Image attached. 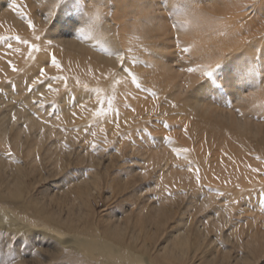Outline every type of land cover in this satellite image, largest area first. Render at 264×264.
Returning a JSON list of instances; mask_svg holds the SVG:
<instances>
[{"label":"bare ground","instance_id":"6f19581e","mask_svg":"<svg viewBox=\"0 0 264 264\" xmlns=\"http://www.w3.org/2000/svg\"><path fill=\"white\" fill-rule=\"evenodd\" d=\"M54 2L0 0V37H7L0 40L2 264H14L15 255L19 253L17 248L34 250L37 244H40V250L45 244L52 246L55 250L54 258L68 259L63 264H262L264 27L257 34L250 32L249 25L258 20L250 16V12L254 11L255 14L258 6L263 9L264 0H259V5L250 4L247 10L243 6L249 0H77V13L71 7L62 6L53 10ZM13 4L31 20H34V12L31 10L39 8L46 16V23L53 24L51 30L65 28L71 16L73 22L91 26L98 35L103 36L109 51H121V48H117L118 42L122 45L120 47L126 49L133 44V54L140 61L133 70L139 74L141 81L157 82L158 87L161 86L165 103L168 104L164 113L171 111L182 115L179 114L181 109L183 114L198 122L192 136L204 132L203 135L209 139H223L218 142L221 149L229 143H233L235 148H230L227 157L218 153L211 158L200 146L194 148L188 143L185 146L180 144L184 140L179 139H184V136L180 138L178 135L163 147L150 145L152 153L148 160H139L136 173L143 179L149 173H154V186L151 188L154 189V195H145L143 189L136 191L135 186L131 187L132 194L129 196L144 197L145 204L137 210V215L129 216L126 220L111 214L107 223L103 224L104 230L93 227L89 222L81 224L90 214L89 199L96 194L90 189L86 191L83 186L90 184L96 174L93 178L87 174L77 184L75 193H67L58 188L51 190L50 186L47 188L51 191L40 195L32 193L39 182L64 170L65 159H61L57 153L67 150L64 147L66 139L72 142L82 139L86 143L85 153L93 139L95 142L99 138L104 140V134L94 129L96 125L91 126L94 121L114 120L113 114L93 118L86 111V119L79 117L82 122L83 119L89 122H86L87 127L77 122L79 119H76V115L74 120L65 118V113L73 105L62 107V102L67 103L68 97L75 94L78 100L73 104L79 113L82 103H86L89 108L93 107L94 88L101 87L106 94H112L115 87L124 89L128 83H114L115 78L111 73L118 72L120 68L115 56L100 52L93 46L95 41L76 39L74 33L67 38H58L59 45L56 48L42 46L47 51L42 48L44 50L33 54L36 59H30L27 45L18 43L13 37L18 35L22 40L40 44L46 41L45 38L52 39L54 36L48 35L36 41L34 37L41 36L40 32L37 29L33 33L28 28L27 19L17 15ZM170 6H175L170 14L174 17L172 22L168 19L165 21L162 13ZM113 11H117V14L119 11L122 16L118 14V19L113 17ZM34 22L43 25L44 20L41 22L35 17ZM145 29L148 33L143 31ZM8 44H12L13 49H8ZM141 46H147L153 55L141 52ZM182 47L188 48V51L181 52ZM16 48L20 51L15 52ZM53 48L60 55L58 59L62 63L63 73H57L50 63L47 66L43 64L52 55ZM9 59L11 64L8 63ZM144 61L151 66H146ZM217 61L221 63L220 68L213 69L212 77L204 78L203 71ZM13 66L16 71L12 70ZM236 66H239L240 80L235 89L221 91L210 86L212 82L219 87L218 77L222 81L236 71ZM40 67H46L50 76L67 75L68 89L64 88L62 82H53V86L59 88L57 94L49 93L45 86L29 94L25 85L31 84ZM189 67L196 71L189 72ZM77 77L81 84L86 83L89 87H77ZM130 85L134 88L129 82ZM120 91L115 93L120 96L116 97L114 103L121 113H131L125 121L140 123L145 117L149 119L152 111L157 110L148 107L141 99L146 104L144 107L136 105L135 111H132L134 108L127 101L125 103L130 107L123 108L125 104L120 100ZM40 93L44 94L42 107L33 104L34 100L41 98ZM62 93L67 95L59 97ZM173 104L178 107H173ZM13 114L16 116L15 121L12 119ZM62 122L75 125L74 128L79 132L64 129ZM86 128L95 131L96 137L93 138L90 131L86 133ZM167 137L165 135L159 139L167 140ZM107 139L112 138L107 134ZM164 147H168L169 151L158 152L159 148ZM174 148H187L189 151L178 157ZM90 150L88 154L93 158V151ZM9 152L11 155H8ZM129 152L148 154L145 147L137 145L129 148ZM77 155L81 158L80 152ZM197 168L199 185L195 179ZM131 184V180L126 179V187ZM168 192L172 193L171 197ZM46 198L51 202L56 201L60 208H49ZM205 204H208L207 208ZM61 206H66V210ZM18 262L22 263L21 260Z\"/></svg>","mask_w":264,"mask_h":264},{"label":"rangeland","instance_id":"374dc122","mask_svg":"<svg viewBox=\"0 0 264 264\" xmlns=\"http://www.w3.org/2000/svg\"><path fill=\"white\" fill-rule=\"evenodd\" d=\"M259 3L260 2L258 0L257 4L259 5ZM250 4L252 6L255 5V4H252L251 0H249L247 5H250ZM174 8H175V6H170V8L169 7L166 8L165 13L162 12L165 15V17H164L165 21L167 19H168V21L170 20L171 22L174 20L173 15H170L172 9H174ZM250 9H252V8H250ZM31 11L34 12V14H33L34 20H35V17H37L38 20H40L41 22H43V20H44L43 25H42V23L37 25L38 22L35 23L34 20H32L33 24H34V29H32L31 31H33V33H35L34 30L38 29V31L40 32V35L44 38L47 37L48 35H50L51 37L54 36L51 39L52 40V46L51 47L56 48L59 45V41L57 40L58 38L62 39L65 36H66L65 38H67V37H70L73 35L74 32H68L67 25L65 27L67 29L62 27V28H58V30H51L53 24L48 25L46 23V16L41 13L39 8L36 7L35 9H33ZM252 12L253 13L250 12V16H252L254 19H258V20L249 25V27L251 28L250 32H254V33L258 34V33H260L258 31L264 27V8L260 9V7L258 6L257 11L255 13L256 15L254 14V11H252ZM118 14H119V11H118ZM118 14H117V11H115V12L113 11L112 16L116 17L118 19L119 15L121 13L119 15ZM120 16H122V14ZM136 17H137V15L135 14L134 18H136ZM53 22L55 23L56 21L54 20ZM143 31L145 32L146 29ZM145 33H148V30ZM254 33H252V35H254ZM45 39H46L45 42L40 43L41 44V46H40L41 51L44 49L47 51V48L46 47L44 48L42 46H44V45L48 46L47 40L50 38H45ZM120 45L121 44L118 42L117 48H119V49L121 48V51L126 50V48H122V47H120ZM132 45L133 44H131L130 47H133ZM173 46L175 48L177 47L176 44H173ZM42 48H44V49H42ZM55 48H53V51L51 52V54L56 55L57 59H58L60 57V55L58 54V52L56 51ZM147 83L148 84L153 83L151 85L152 88L150 87V84L148 85ZM152 83L148 82V80L147 81H145V80L141 81V87L139 89H137L135 87V85H134V88L131 87V85L129 87V83L127 85H125V88H124L125 90L121 89L120 87H118V88L115 87V93L117 91H120V89H121L120 92L122 95V99L120 98V100L121 101L123 100L122 103L125 104V102L128 101L130 104H132L134 109L136 108V105L144 107L146 105L145 103H147L148 107H150L151 109L156 108L157 110L155 112L152 111L151 116L149 115V119L145 117V119L142 120V122L133 124V122L131 123V121H125L127 119L126 116L128 117L129 115H131V113L126 114L123 111L121 113V110L119 109V113H120V115H119L120 129L119 130H117L114 126L115 122H113V121L116 120L114 113H111V114H113L112 116L114 118V120L112 122L110 120L105 121L104 119H102V121H100V119H99V121H97V120H96V122L94 121V123H96V124L93 123L91 126H95V125L97 126V124H98V126L97 127L95 126L94 129H96V130L99 129V131L101 129V126L104 124L103 125L104 127H102V128H104L106 130L108 136L110 138H112V139H108L109 141H111V144L109 146H106L103 143L102 139H100V138L97 139L98 141L96 140V143L100 146V150L95 152V154L93 152L92 153L93 158H91V156L88 154V150L91 148L90 147L87 148L85 150V153H84V145L86 143L84 141H82V139H79L76 142H72L71 140L66 139L65 142L68 145L67 150L65 152L60 151L61 153L60 152L57 153V156H59L60 158L62 157L61 159H63V160L64 159L66 160V161L64 160V162H63L64 170H62L61 173H59V174H56L54 176L49 177L48 180H46V181L42 180L41 182H39L37 185V188L32 193H37L38 195H40L42 192L51 191L53 188L54 189L58 188L60 190H66L67 193H69V192L75 193L76 189H77L76 188L77 184L80 181H82V179L84 177H86L87 174H88V176H91L92 178L97 175L95 178L92 179L90 184H85L83 186V188H85L86 191H88V189H90L91 191H93L96 194H94L89 199V206L90 207H88V208L90 209V214L82 220L81 224L89 222L90 224L92 223L93 227L96 226V228H100V230L101 229L104 230L103 224L107 223L106 220L111 214H116L118 217H121V218H123V220H126L129 216L134 217L135 215H137V210H139L140 207L145 204L144 197L141 198L138 196H135V197L129 196L130 194H132L130 192L131 187L135 186L136 191L139 189H143L142 191L144 192L145 195H147V194H149L151 196L154 195V191H153L154 189H151L154 186V185H152L153 181H154V180H152V179H154V176H153L154 173L151 172L152 170L149 169V171L151 173H149V175L147 177H145V179H143L136 173L137 172L136 169L138 167L139 160H143V161L145 160L146 161L149 159V154H151L152 150H153V148L150 150V147H149L150 145H155V146L162 145V147H163V145H165L166 143L169 142L168 140H165V139H159L160 137H163L165 135L175 137L176 135H178V137L183 138V136H184V139H179V140H184L180 144H183L184 146L191 144L192 146H194V148H197L200 146L202 151L206 152V154H208L211 158H214L216 156L215 154H218V153L224 154V156H226V157L229 156L228 152H230V148L231 147L233 149L235 148V145H232L233 143H229L228 145H226V147L224 149H221L218 142L222 141L223 139H209L206 135H203L204 132H200L199 134L195 133L192 136L193 131L195 132L197 130L196 124H198V122L195 119L193 120V118H189L187 114H183V112H182L183 110H181V109L179 111L181 113H179V114H182V115H177V113H175V112L171 113V111L164 113V109H166V110L168 109V104L165 103V98L163 96L164 91L160 88L161 86L158 87L159 85L157 82L156 83L152 82ZM154 83H155V85H154ZM157 90H159V91H157ZM137 91H138V93H137ZM123 92H129L130 94L127 96V98H125V95H123ZM141 92L142 93L144 92V93L142 94ZM145 92H146V96H145ZM152 92L156 93V97H153L151 95ZM66 95H67V93H65V94L62 93L59 95V97H61V96L64 97ZM75 96H76L75 94L74 95L72 94L71 97L70 96L68 97L69 100L67 99V103L62 102V104H63L62 107L68 108L69 105H73V108H71L70 111H67L64 116H65V118L67 117L68 120L69 119L71 120L72 118L74 120L76 118V116H78V117L80 116L81 118L86 119L87 117H84L85 114L87 115L86 111H81V109H79V111L81 112V114H80V112L78 113L77 109L74 108V104L76 103V100H78V99H76L77 96L76 97ZM118 96H120V94H118L116 97H118ZM161 96H163V97H161ZM139 99H141L145 103ZM152 101L154 102V104ZM141 102H142V104H141ZM59 104H60V102H59ZM134 104H135V106H134ZM164 105H166V106H164ZM169 105L171 106V103H169ZM59 106H61V105H59ZM177 107L178 106H175V108H177ZM123 108H125V107H123ZM74 109L76 110L75 111L76 116H72ZM155 113H156V115H155ZM78 117L76 118L77 120L79 119L77 122H80V123H83L84 125H86V122H88V121H85V119H83L85 122L84 121L82 122V119L80 117L79 118ZM171 119H172V122H171ZM189 119H191V120H189ZM128 122H130V123H128ZM176 123H178V124H176ZM61 124L64 125L63 126L64 129H69V128L72 130L75 129L74 132L77 130V128H74L75 125L73 126V125L67 124L66 122H62ZM165 124H167V127H165ZM98 127H100V128H98ZM185 128L187 129L188 132H185ZM115 131L116 132L119 131L120 135L119 136L116 135ZM150 131H151V133H150ZM76 132H79V131H76ZM148 136L150 139L148 138ZM53 140H54V138H53ZM179 140H178V142H179ZM51 142H53V141H50V143ZM78 143H79V145H78ZM81 144H82V146H81ZM131 145H133V146H131ZM135 145L145 147V150L148 151V154H146V155L139 154V153H132L131 154V152H129V148H133V147H135ZM105 147H108L107 152H105L103 150ZM166 148L165 147H164V149L159 148L158 152L164 153L165 150H167V152H168L169 149H168V147H166ZM38 149H36L35 151H39ZM115 149H120V150L117 152ZM77 150H78V152H77ZM67 151L72 152V154H69ZM79 152H80L81 158H79L77 155V153H79ZM153 153H154V151H153ZM19 159H21V157H19ZM91 161H92V163H91ZM92 169H95V170H92ZM92 171H94V172H92ZM126 179L131 180L132 186L130 185V187L129 186H127L128 188L126 187V185H125ZM94 180H96V181H94ZM49 186H50L49 189H51V190H49L47 188ZM94 188H96V189H94ZM98 196H100V197L98 198ZM46 201H48L50 204L49 208L55 209V210L57 208L58 209L60 208L59 204L56 201L51 202L48 200V198H46ZM180 205H181V202H180ZM61 208L66 210L67 207L61 206ZM197 216L198 215H196V217ZM258 225L261 226L260 223ZM170 227L171 226H169V229H170ZM17 242H18V240H17ZM38 245H40V244H37V248L35 247L34 250H32V249L25 250L24 248H17L19 253L15 255L16 257L14 256L15 257L14 264H18L19 263L18 260L22 261L21 264H63L64 262L68 261V259H66V258H62L61 260L59 258H54L53 253L55 252V250L52 246H48L45 244L43 246V248L40 250V249H38ZM0 264H2V257H0ZM262 264H264V258L262 259Z\"/></svg>","mask_w":264,"mask_h":264},{"label":"snow or ice","instance_id":"6c2138e0","mask_svg":"<svg viewBox=\"0 0 264 264\" xmlns=\"http://www.w3.org/2000/svg\"><path fill=\"white\" fill-rule=\"evenodd\" d=\"M257 2L258 0H252V4H255ZM62 6L71 7L74 13L78 12L77 0H66V2L65 0H55L54 5H53V10H55L56 8H61ZM243 7L245 10H247L250 7V5L246 4ZM13 9L17 12V15H20L24 19H27V26L29 29H34L33 21L31 19H28L26 16H24L22 9H20L16 4H13ZM66 23L68 27V32H74L76 39L81 40V41H95V44L93 46L98 48L100 52L107 53L109 56H115V59L119 62V65H120L118 72L111 73V75L115 78L114 79L115 84H127L130 82L132 85H135L137 89L141 87V78L139 74L133 70L135 66H138L140 61H138L137 56L133 54L134 50L132 47H128L126 50L119 51V52L109 51V48L106 46L107 42L104 40V37L101 35H98L93 27L78 25L77 21L76 22L72 21L71 16ZM34 38L36 41H41L44 39L43 37L39 35H35ZM4 39H7V37H0V40H4ZM13 39H15L20 44L27 45L29 49V58L33 60L36 59V57L33 54L39 53L41 51V47L38 43H30L28 40H22L18 35L13 37ZM177 42H178V38H177ZM47 44L49 47H51L52 40L48 39ZM7 48L10 50L13 49V45L8 44ZM14 51L19 52L20 49L16 48ZM140 51L146 53L149 56L153 55V53H151V51L147 48V46H141ZM180 51L187 52L188 48L182 47ZM4 55L7 56L8 53L5 52ZM8 63L9 64L12 63L10 59L8 60ZM49 63L51 67L57 70V73L64 72L61 61H59L54 54L50 55V58H46L43 61V64L45 66H47ZM143 63L146 66H151L148 64L147 61H144ZM220 66H221V63L219 61H217L215 65L207 66L206 70L203 71V77L206 79L209 77H212L214 74L213 69L214 68L219 69ZM12 70L16 71L17 69L13 66ZM187 70L189 72L196 71V69H193L191 67H189ZM68 80H69V77L67 75L58 74V75L50 76L48 71L46 70V67H40L38 71V75L31 81V84H26L25 88L27 92L31 94L34 91H37L40 86H45L47 91L54 95L59 92V88L54 87L53 82H62L64 88L67 90ZM239 80H240V70H239V66H236V71L233 74L226 76L222 81H220L218 77L217 81H219V87H217L215 83H212V82H210V86L215 87L221 91L232 90L238 86ZM75 83L77 87H82L84 89H87L89 87V85L86 83L81 84V81L78 77L75 79ZM93 92L95 93L94 96L92 97L93 107L89 108L86 103H82L80 105L81 110L90 112L93 118L106 117L111 113H115V117H116L115 128L119 130L120 129V123H119L120 113H119V110L115 107V103H114L116 100L115 90H113L112 94H106L103 88L96 87L93 89ZM129 94H130L129 92H125L124 94L125 98H127ZM151 95L153 97H156L155 92H152ZM40 96L41 98L39 100H34L33 104H36L42 107L44 104V99H43L44 94L40 93ZM172 106L175 107L176 105L173 104ZM124 107L129 108L130 105L125 103ZM132 111H135V109H132ZM75 115L76 113H73V116ZM12 119L14 121L16 120L15 114H13ZM57 119H59V117H57ZM24 127L27 128V125H24ZM165 127H167V124H165ZM85 131L86 133H88L90 129L86 128ZM100 132L104 134L103 143L106 146H109L111 142L107 139L106 130L104 128H101ZM185 132H187L186 128H185ZM115 134L118 136L120 135L119 131H117ZM90 135L93 138H95L97 133L95 131H90ZM167 140L171 142L172 137L168 136ZM64 147L68 148L67 143L64 144ZM89 147L94 153L100 150V146L95 142V139H93L90 142ZM103 150L107 152L108 147H105ZM115 150L117 152L119 151V149H115ZM173 151L179 157L182 153H187L189 150L187 148H183V149L174 148ZM8 155H11V153L9 152ZM188 170L190 172L192 171L191 168H189ZM252 170L257 171L256 169H252ZM195 171H196V176H195L196 183L197 185H199L200 184L199 169L197 168ZM165 190L167 191V188H165ZM168 195L171 197L172 193L168 192ZM217 195H222V194L217 193ZM153 199H159V198L153 197ZM204 207L207 208L208 204H205ZM13 249H14V244H13Z\"/></svg>","mask_w":264,"mask_h":264}]
</instances>
